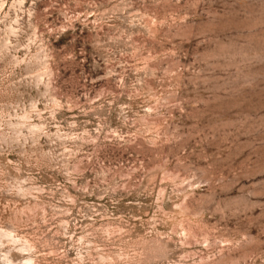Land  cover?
Masks as SVG:
<instances>
[{
    "label": "rangeland",
    "instance_id": "obj_1",
    "mask_svg": "<svg viewBox=\"0 0 264 264\" xmlns=\"http://www.w3.org/2000/svg\"><path fill=\"white\" fill-rule=\"evenodd\" d=\"M0 264H264V0H0Z\"/></svg>",
    "mask_w": 264,
    "mask_h": 264
}]
</instances>
